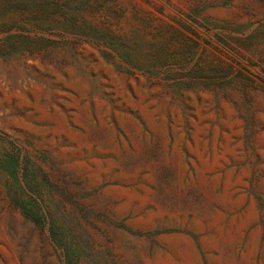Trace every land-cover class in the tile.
Here are the masks:
<instances>
[{"label": "rangeland", "instance_id": "374dc122", "mask_svg": "<svg viewBox=\"0 0 264 264\" xmlns=\"http://www.w3.org/2000/svg\"><path fill=\"white\" fill-rule=\"evenodd\" d=\"M0 264H264V0H0Z\"/></svg>", "mask_w": 264, "mask_h": 264}]
</instances>
